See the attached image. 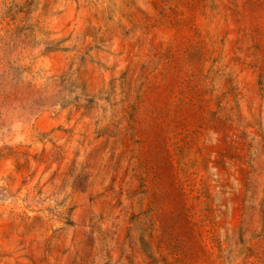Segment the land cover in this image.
<instances>
[{
	"label": "rangeland",
	"instance_id": "obj_1",
	"mask_svg": "<svg viewBox=\"0 0 264 264\" xmlns=\"http://www.w3.org/2000/svg\"><path fill=\"white\" fill-rule=\"evenodd\" d=\"M0 264H264V0H0Z\"/></svg>",
	"mask_w": 264,
	"mask_h": 264
}]
</instances>
